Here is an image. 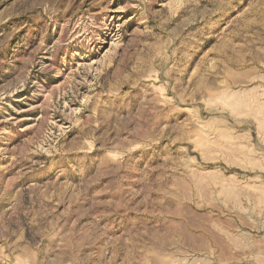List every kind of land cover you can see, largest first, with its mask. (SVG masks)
I'll return each mask as SVG.
<instances>
[{"label":"rangeland","instance_id":"374dc122","mask_svg":"<svg viewBox=\"0 0 264 264\" xmlns=\"http://www.w3.org/2000/svg\"><path fill=\"white\" fill-rule=\"evenodd\" d=\"M0 264H264V0H0Z\"/></svg>","mask_w":264,"mask_h":264}]
</instances>
